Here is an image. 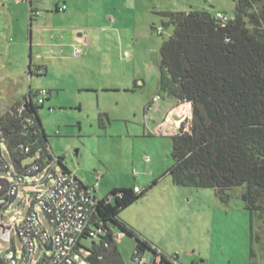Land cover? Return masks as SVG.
Listing matches in <instances>:
<instances>
[{
    "label": "rangeland",
    "instance_id": "1",
    "mask_svg": "<svg viewBox=\"0 0 264 264\" xmlns=\"http://www.w3.org/2000/svg\"><path fill=\"white\" fill-rule=\"evenodd\" d=\"M57 5L67 9L57 11ZM235 5L233 0H0V114L24 101L30 91L47 88L49 98L38 112L55 154L64 155L71 171L87 174L93 182L103 170L107 183L102 189L108 193L114 184L126 187L137 181L143 187L158 180L120 215L182 264H264V195L263 208L251 215L241 195L244 186L233 187L225 203L212 188L174 184L167 173L173 165L172 138L153 133L162 113L149 104L161 95L160 49L174 31L161 12L206 10L232 16ZM31 8L41 11L32 25ZM77 27L90 34L89 50L84 48L80 56L71 48L50 52L51 34H63L67 41ZM30 61L47 63L48 73L30 75ZM4 154L12 172L0 171V178L12 182L16 167L10 154ZM146 157L151 161L142 164ZM27 178L32 185L20 188L6 219L26 216L32 207L29 197L49 186L33 184L40 174ZM39 213L52 235L45 214ZM123 236L119 247L126 263L138 264L133 260L136 239ZM93 240L83 242L90 246ZM16 245L20 251L19 238ZM9 246L0 241V251ZM43 255L37 248L34 259Z\"/></svg>",
    "mask_w": 264,
    "mask_h": 264
},
{
    "label": "trees",
    "instance_id": "2",
    "mask_svg": "<svg viewBox=\"0 0 264 264\" xmlns=\"http://www.w3.org/2000/svg\"><path fill=\"white\" fill-rule=\"evenodd\" d=\"M233 1L234 18L226 23L206 10L161 12L174 31L160 49L159 89L164 96L192 105V118L182 122L171 137L173 165L167 173L173 183L212 188L225 203L233 187L244 186L241 195L252 215L263 208L264 195V0ZM34 99L31 92L24 101L31 106L35 126L17 117L16 106L21 102L0 115L9 154L18 169L38 148L49 144L39 117L41 106ZM30 143L32 151L23 152L20 146ZM64 158L60 156V163L69 171ZM157 183L155 179L139 191L136 186L115 187L100 199L92 224L102 223L104 231L89 246L88 264H127L116 239L117 228L136 239L138 253L160 255L161 264H182L120 217L124 208ZM9 185L7 179H0V197ZM0 259L4 262L1 254Z\"/></svg>",
    "mask_w": 264,
    "mask_h": 264
},
{
    "label": "built area",
    "instance_id": "3",
    "mask_svg": "<svg viewBox=\"0 0 264 264\" xmlns=\"http://www.w3.org/2000/svg\"><path fill=\"white\" fill-rule=\"evenodd\" d=\"M40 11L31 12V20L40 16ZM216 17L223 23L233 19L221 11L216 13ZM161 33L162 27L157 28ZM82 42L89 44L87 35L81 36ZM82 49L75 46L77 54L82 53ZM30 75H43L45 68L40 66L29 67ZM49 95L47 88H40L35 91L34 104L42 106ZM154 98V101L159 99ZM31 106L22 101L16 106L15 113L26 125L35 126L36 118L30 113ZM37 134V132H35ZM23 152L32 151V144H22ZM8 150V136L0 124V171L12 172V164L5 158L4 152ZM29 163H22L20 169L16 166L14 181H9L10 185L6 193L0 197V241L10 244L3 252L0 251L4 259V264H88L86 256L90 253L89 246L83 241L87 238L97 239L103 233V224L95 226L92 224L96 209L100 199L96 191L98 183L93 186L84 184L75 174L65 170L60 163V156H57L49 146L38 148L32 155ZM146 161L150 158L146 157ZM14 164V163H13ZM15 165V164H14ZM58 166H60L58 168ZM41 175L36 183L49 184L47 188H41L34 192L32 207L26 216L22 218H8L6 209L10 208L14 200L21 193V187L32 185L28 176ZM1 179V178H0ZM139 191V187H135ZM24 196L25 193H23ZM43 212L53 228L50 235L44 225L39 211ZM121 233L116 234L119 242ZM16 238L21 241V250H18ZM53 242L52 249L48 246ZM41 248L43 257L36 261L34 259L36 249ZM134 260L138 264H161V257H153L150 254H140L135 249ZM175 257V256H173ZM172 257V258H173ZM44 259V261H42Z\"/></svg>",
    "mask_w": 264,
    "mask_h": 264
},
{
    "label": "crops",
    "instance_id": "4",
    "mask_svg": "<svg viewBox=\"0 0 264 264\" xmlns=\"http://www.w3.org/2000/svg\"><path fill=\"white\" fill-rule=\"evenodd\" d=\"M31 9H34V8H31ZM31 9H30V20H31ZM56 9H57V11H65L67 8H66V6L61 7V6L57 5ZM34 10L39 11L37 9H34ZM40 17H41V15H40ZM36 21H38V17H35V19L33 21H31V25L34 22H36ZM108 21L110 23H115V21L112 18H109ZM95 29H96L95 27L92 28V30H93L92 33L95 32L94 31ZM100 29L102 31H105V30H107V27L106 26H102ZM74 31H75V33L73 34L72 38L70 40H67V41L65 40V36L63 34H57V35L51 34L50 35L49 42H48L49 43V47H50V52L51 53H55V54H57V53H61L62 54V53L65 52V50L67 48H71L72 51H73V53L76 56H80V55L84 54V48H87L88 47V50H89L92 47V43L90 42V34H87V33L83 32L81 30V28H79V27L75 28ZM82 35H87L88 36V38H89V44H85V43L82 42V39H81V36ZM75 46H77V47H79V48H81L83 50L81 54H77L75 52ZM127 55H128V53L126 54V56ZM30 63H32V61H30ZM32 65H34V64H32ZM34 66H42V67L45 68V73L44 74H47L48 73V66L49 65L47 63H43V64H40V65L35 64ZM31 92H35V91H30V93ZM161 95H155L152 98V100L150 101V103H149L150 106H151V108L154 109V111L159 112V113H162L161 114V121L155 123V125L153 126V133L156 134L157 136H159L158 134H160V135H165V136H171L172 137V135H174L175 133H177V130L179 129V126H181V123L184 122V121H186L187 119H190L191 118V108H192V105L189 102H179L178 100H176L174 98H170V97L166 99V98L162 97ZM156 96H159L160 98L154 101V98ZM48 98H49V95H48V97H47L46 100H48ZM45 103H46V101H45ZM40 121H41V119H40ZM163 129L168 130V132H164ZM173 131H176V132H173ZM45 133H46V131H45ZM48 143H49V135H48ZM52 151H53V149H52ZM149 161H151V160H149ZM144 162L145 163L147 162L146 159L144 161L142 160L141 163L143 164ZM24 163H29V161L26 160V161H24ZM66 167H67V165H66ZM67 169L70 172H72L73 174H75L84 184H86L88 186H93L95 183H98V188H97L96 194H97V197L99 199H102V198L108 196L109 193H110V191L113 188H115V187H125V186H118V185H115L114 184L111 187H108V188H111L110 191H109V193H108V189H106V190L105 189H102L104 187V185L107 183L106 180H105V174L106 173L103 170L100 173L99 172H96V175L98 177H100V180H97V182H93L92 181L93 179H91V177H89V175L83 174V173L82 174L74 173L68 167H67ZM134 172L136 174V171L135 170H134ZM133 182H135V181H133ZM133 182L132 181H129V183H128L129 185L126 186V187L136 186V187H139V188H143V187L146 186L145 185V186L142 187V186H140L137 183V181L135 183H133ZM120 217H121V215H120ZM122 220H124V219H122ZM126 223H128V222H126ZM128 225H130V224L128 223ZM139 235L142 236L143 238L147 239L149 242H151L155 246H157L155 244V242H152L150 239H148L147 237H145L141 233H139ZM123 237L124 236L122 234L121 237L119 238V244L121 243V240H122ZM193 263H195V262H193Z\"/></svg>",
    "mask_w": 264,
    "mask_h": 264
},
{
    "label": "water",
    "instance_id": "5",
    "mask_svg": "<svg viewBox=\"0 0 264 264\" xmlns=\"http://www.w3.org/2000/svg\"><path fill=\"white\" fill-rule=\"evenodd\" d=\"M52 245H53V242L51 241V243H50L49 246H48V249H49V250L52 249Z\"/></svg>",
    "mask_w": 264,
    "mask_h": 264
},
{
    "label": "clouds",
    "instance_id": "6",
    "mask_svg": "<svg viewBox=\"0 0 264 264\" xmlns=\"http://www.w3.org/2000/svg\"><path fill=\"white\" fill-rule=\"evenodd\" d=\"M35 75V74H34Z\"/></svg>",
    "mask_w": 264,
    "mask_h": 264
}]
</instances>
